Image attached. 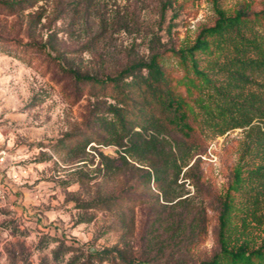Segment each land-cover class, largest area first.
Listing matches in <instances>:
<instances>
[{"label": "rangeland", "instance_id": "rangeland-1", "mask_svg": "<svg viewBox=\"0 0 264 264\" xmlns=\"http://www.w3.org/2000/svg\"><path fill=\"white\" fill-rule=\"evenodd\" d=\"M238 10L264 0H0V264H201L222 244L264 246V204L243 227L247 195L233 190L251 162L243 129L204 138L157 181L151 163L109 144L99 119L112 118L111 92L72 73L114 77L158 54L181 79L175 53ZM248 90L264 98V75Z\"/></svg>", "mask_w": 264, "mask_h": 264}, {"label": "trees", "instance_id": "trees-1", "mask_svg": "<svg viewBox=\"0 0 264 264\" xmlns=\"http://www.w3.org/2000/svg\"><path fill=\"white\" fill-rule=\"evenodd\" d=\"M263 22L264 10H238L232 16L219 12L215 23L203 28L192 46L175 53L185 73L181 79L163 66L158 54L133 63L114 77L72 72L82 88L90 85L92 90L111 92L115 101L112 118L99 119L109 144L151 163L157 181L159 174L169 171L178 176L204 138L243 129L241 158L251 162L244 163L249 167L246 175H242V166L235 170L233 187L247 195L243 206L248 215L240 217L243 227L249 217L257 220L264 204V130L252 125L255 120L264 122V98L248 90L255 78L264 75ZM230 205L228 200L223 203V228ZM227 232L232 236L234 230L227 228ZM94 257L104 260L103 253ZM201 264H264V246L249 250L243 245L222 244L216 255Z\"/></svg>", "mask_w": 264, "mask_h": 264}, {"label": "built area", "instance_id": "built-area-1", "mask_svg": "<svg viewBox=\"0 0 264 264\" xmlns=\"http://www.w3.org/2000/svg\"><path fill=\"white\" fill-rule=\"evenodd\" d=\"M6 153L4 151H0V164L4 163L6 160ZM19 175L18 173H13V179L14 180H19ZM6 198V191L0 187V201H4Z\"/></svg>", "mask_w": 264, "mask_h": 264}]
</instances>
